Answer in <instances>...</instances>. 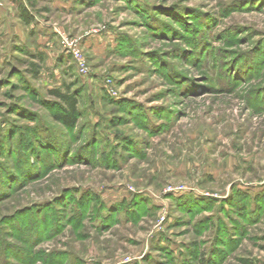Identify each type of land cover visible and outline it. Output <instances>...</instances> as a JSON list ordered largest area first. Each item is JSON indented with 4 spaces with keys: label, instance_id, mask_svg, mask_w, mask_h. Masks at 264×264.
I'll use <instances>...</instances> for the list:
<instances>
[{
    "label": "rangeland",
    "instance_id": "1",
    "mask_svg": "<svg viewBox=\"0 0 264 264\" xmlns=\"http://www.w3.org/2000/svg\"><path fill=\"white\" fill-rule=\"evenodd\" d=\"M66 1L37 78L0 23V264H264V0Z\"/></svg>",
    "mask_w": 264,
    "mask_h": 264
},
{
    "label": "trees",
    "instance_id": "2",
    "mask_svg": "<svg viewBox=\"0 0 264 264\" xmlns=\"http://www.w3.org/2000/svg\"><path fill=\"white\" fill-rule=\"evenodd\" d=\"M27 2L28 7L22 2L19 3V17L23 22L29 24L35 21L36 13L34 14V12H38V10L36 9V0H27ZM29 55L31 57V61L28 62V70L32 77L37 78L40 76L45 54L37 51L35 53H30ZM46 93L56 99L57 111L53 114V119L61 123L66 128H74L80 116L78 94L75 91H72L68 84L63 83L60 86L49 87ZM90 196L93 200L97 199L96 195L92 192ZM191 252L192 254H195L194 251ZM200 256L201 253L198 254L197 257L203 260L202 256Z\"/></svg>",
    "mask_w": 264,
    "mask_h": 264
},
{
    "label": "crops",
    "instance_id": "3",
    "mask_svg": "<svg viewBox=\"0 0 264 264\" xmlns=\"http://www.w3.org/2000/svg\"><path fill=\"white\" fill-rule=\"evenodd\" d=\"M22 2L24 3L25 6L28 7V2L27 0H0V23L5 21L7 18L8 13H11V10L13 8H15L16 10V16L18 19H20L22 21V19L19 17V3ZM39 2L41 3H48L50 4L51 8L56 11V12H68L71 4L69 1L66 0H36V9L38 10V12H34L35 14V21L31 22L29 24L23 22L25 25H28L30 29H34L35 32H37L38 38H37V45H36V50H33L31 53H35L37 51L40 52H47L49 53L47 50V44H49V36L50 34H52L53 31H51L50 28H46L43 24L45 23H41L40 19L41 16H39V14H44L48 11L47 7H42L39 6ZM54 32L58 33V29H54ZM85 44L87 45V47H91L92 51L95 52V49H101L102 46L100 45L99 41L100 38H98L96 35H92L90 37H86V39L84 40ZM55 84H58V82H56Z\"/></svg>",
    "mask_w": 264,
    "mask_h": 264
},
{
    "label": "built area",
    "instance_id": "4",
    "mask_svg": "<svg viewBox=\"0 0 264 264\" xmlns=\"http://www.w3.org/2000/svg\"><path fill=\"white\" fill-rule=\"evenodd\" d=\"M64 51L66 53H68L69 55H71L73 60L75 61L78 75H80L81 77L88 76L89 75V69H88V66L86 64V60H85L80 48L76 44L70 43V44H67L66 46H64ZM105 88L109 93L113 92L112 87H111V83L109 80L105 81Z\"/></svg>",
    "mask_w": 264,
    "mask_h": 264
}]
</instances>
